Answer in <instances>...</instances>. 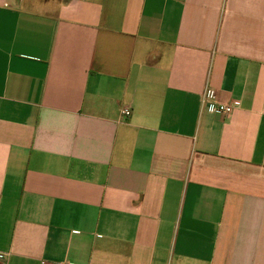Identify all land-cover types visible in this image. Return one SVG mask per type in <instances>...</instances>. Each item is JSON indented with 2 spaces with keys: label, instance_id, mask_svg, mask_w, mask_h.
Here are the masks:
<instances>
[{
  "label": "crops",
  "instance_id": "crops-1",
  "mask_svg": "<svg viewBox=\"0 0 264 264\" xmlns=\"http://www.w3.org/2000/svg\"><path fill=\"white\" fill-rule=\"evenodd\" d=\"M0 252L264 264V0H0Z\"/></svg>",
  "mask_w": 264,
  "mask_h": 264
},
{
  "label": "built area",
  "instance_id": "built-area-1",
  "mask_svg": "<svg viewBox=\"0 0 264 264\" xmlns=\"http://www.w3.org/2000/svg\"><path fill=\"white\" fill-rule=\"evenodd\" d=\"M208 101V96H204L203 97V105L207 104ZM233 108L230 105H223V104H215L214 105V111L215 113H222V114H226L229 115L232 112ZM122 115L125 117H129L131 115V109L126 107L122 110ZM9 254L7 253H2L0 252V261H3L4 258L8 257ZM60 264H70V263H60Z\"/></svg>",
  "mask_w": 264,
  "mask_h": 264
}]
</instances>
